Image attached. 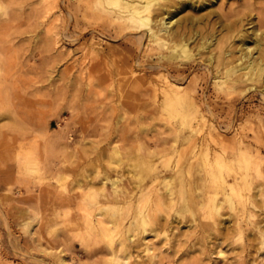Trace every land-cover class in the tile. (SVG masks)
I'll use <instances>...</instances> for the list:
<instances>
[{
  "label": "rangeland",
  "instance_id": "obj_1",
  "mask_svg": "<svg viewBox=\"0 0 264 264\" xmlns=\"http://www.w3.org/2000/svg\"><path fill=\"white\" fill-rule=\"evenodd\" d=\"M5 3L14 17L1 31L10 76L0 115V264H264V85L228 95L207 67L211 53L216 68L219 40L230 60L241 57L244 27L218 24L215 52L182 75L203 108L200 126L199 117L166 112V68L143 66H166L164 57L146 54L117 24L85 18L78 0L50 15L42 0ZM244 7L253 46V32L264 34V0H219L195 14ZM195 143L247 159L208 170L207 181L203 167L192 169L200 188L185 191L184 151ZM222 174L232 184L243 178L236 193L216 189ZM169 177L175 194L163 185Z\"/></svg>",
  "mask_w": 264,
  "mask_h": 264
},
{
  "label": "bare ground",
  "instance_id": "obj_2",
  "mask_svg": "<svg viewBox=\"0 0 264 264\" xmlns=\"http://www.w3.org/2000/svg\"><path fill=\"white\" fill-rule=\"evenodd\" d=\"M42 1L48 2V6L46 9V14L48 15H50L49 14L50 11H52L54 8L59 7V5H61L60 2H62V0L61 1L42 0ZM218 1L219 0H78V9L80 12H82V15L85 18H89V17L104 18L105 21H107V23L117 24L118 27L120 28L121 36L126 37L127 35L128 36L131 35L132 37H134L135 43L138 45V48L139 46H141L146 54H150L154 50L158 51L159 55H157L158 53L157 54L155 53L154 55L158 56L159 60L164 57L166 66L163 65L162 63L156 65L155 64L149 65L150 63H147L144 64L143 66H150L151 68H162V70L166 68V85L164 86L163 89V94L166 98V112L172 113L178 110L181 111L186 117L189 116H195L196 118L199 117L201 119L200 121V126H201L202 122L204 124L205 121L204 120L205 115L204 116L202 115L203 108L201 107V105H199L197 101V97H198L197 93L193 92L192 86L184 85L185 77L182 78V75H186L188 71L191 69H196L195 67H193L195 65L191 67H188L187 65L194 60L197 61V58L201 56L202 52L206 50L209 51L210 49H212V47L215 46V41L218 40L215 39L217 37L215 31H217L216 26L218 24L219 26H223L224 31H226V29L231 26H235V27L242 26L244 28L243 30L242 28L239 29L238 34L243 33L245 35V38L241 43L242 46V49H240V51L242 50L241 57L235 63L232 59L231 61L228 57V52H227L228 47L226 50H224L226 41L223 40L217 41L216 48H218L217 52L219 50L220 55L216 57L217 58L216 68L213 65L214 55L211 53H210L211 55L209 54L208 56L209 61L207 67L210 70V73L213 76V78L216 80V85L218 86V88L221 89L225 94L230 95L231 93L238 91V88H240L243 84H249V86L245 91H249L253 89L256 84L262 83V85H264V42H263L264 34L262 32L260 33V31L257 32L255 30L253 32L254 38L252 40L254 41V45L253 46L248 45L247 39L250 36L252 37V34L249 33L248 31L249 29L248 30L245 29V22L246 21L250 22L247 19L250 18V15H248L245 12V9L247 10L248 7H244L243 9L234 8L233 10H231L230 13L227 12L228 14L224 13L223 10H222V14L216 11L215 12L211 11L209 13L200 14V15L195 14L196 12L198 13L200 10H203L204 8L206 9L208 6H211V4H214L215 2ZM6 3L5 0H0V115L2 116H5L9 111L7 107V95H6L7 93L6 83L9 78V77L7 78L8 75L7 70L9 69L8 68L9 65L8 67L5 65L7 64L6 62L7 58L5 57L7 55L6 54L7 52L4 50L2 44H4L3 39H5L4 37L6 36H4L3 35L4 32L1 31L5 27H7L9 18L14 17L12 11L9 9ZM257 10L259 13L258 15H260L262 12L261 8H258ZM67 12H69L70 18H79L78 15L76 13H73L71 9H69ZM218 18H239V19L233 21L231 24H227L222 22V20L218 21L217 20ZM201 26H203L204 28L209 26L212 28V30L209 31L207 30V28H205L206 30H203L204 28L201 29ZM234 29L236 31V28ZM4 34L6 35V32ZM241 36L242 35H239L238 37ZM224 39L226 38L224 37ZM153 45H157L158 47H155ZM216 48L212 50L213 53L215 52ZM164 49H166V54L162 55V51ZM196 49H197V53L195 52ZM257 52H259V54L261 55L259 57L256 56L257 58L253 57V54ZM229 54H231V52ZM138 63L141 64V62H137V64ZM140 64L138 65L140 66ZM212 65L215 68V70L210 69V66L212 67ZM141 67L142 66H140V68ZM160 70L161 69H159V71ZM175 73H177V76L174 75ZM163 76L160 78H163ZM193 87L194 90L197 89L196 85ZM262 90L264 93V87ZM188 138H190V136ZM243 151L244 150H240L239 153L233 151L229 152L225 148L221 147L220 149H217L214 151V153H212L211 148L209 146H206L205 144L199 147L196 146V143L187 146L185 148L184 155L188 156V158L186 159L184 171L186 172L185 174H190L191 178L182 179L183 180L182 189L191 191L193 186L195 190L200 188L199 185L200 179L196 178V176H195L196 179H193L192 177L193 175L191 172L192 169L195 170L197 168L199 170L201 167H203L202 170L200 171L204 172L203 177L207 181L208 180L207 175L209 173L208 170L210 171L211 169L214 168L221 170L220 168H224V167L233 170L234 169L233 165L239 159H243V160L247 159ZM116 153L119 154V151H116ZM192 159H194V161H191ZM179 177L181 178V176ZM174 179H175L174 177H169L167 182H166L167 180L166 178L164 180L163 185L165 186V188L167 187L170 194L172 193L175 194L172 191V187H173L172 185ZM240 179L243 178L236 176V178L234 179V183L232 184L227 180V177L222 174L218 177V179L215 182H212L217 184V186L213 184L212 187L215 186L216 189L218 190L219 189L223 190L227 188L231 190L232 193H236L237 192L236 187ZM145 191L146 190H143L144 194L147 192ZM118 196L120 198V195ZM169 196L170 195H167V197ZM191 197L188 198L190 199ZM189 199L188 201L190 202ZM191 200H192L191 202H193L194 200L193 197ZM128 201L127 203L133 200H130L129 202ZM170 201L172 202V200ZM174 202H172V204ZM99 221L97 222V224L99 223ZM90 222L91 221H89V223ZM100 222H102V220ZM89 223H87V225H89ZM98 225H100V223ZM102 225L100 226L102 227ZM198 250L200 251V248ZM194 260L195 258H193V262Z\"/></svg>",
  "mask_w": 264,
  "mask_h": 264
}]
</instances>
